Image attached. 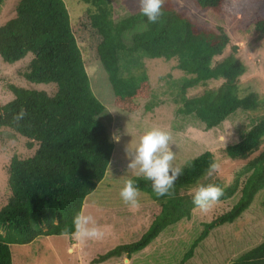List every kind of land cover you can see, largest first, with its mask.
<instances>
[{
	"label": "trees",
	"instance_id": "obj_1",
	"mask_svg": "<svg viewBox=\"0 0 264 264\" xmlns=\"http://www.w3.org/2000/svg\"><path fill=\"white\" fill-rule=\"evenodd\" d=\"M88 4L71 21L64 0H19L16 15L0 26V58L6 64L30 59L22 71L32 84H52L54 93L44 89L9 84L13 97L0 104V130L25 138L33 152L12 155L7 167L9 196L0 207V264H13L11 245L28 244L39 236L71 235L73 218L82 210L86 196L104 178L115 144L105 126L96 119L108 104L132 112L138 98H149L145 110L156 101L151 90L144 58L175 59L183 72L174 99L179 115H191L211 129L237 110H264L255 91L239 93V78L246 68L237 58V46L220 25L202 27L165 0L163 16L148 23L140 11L115 19L112 0H81ZM198 9L227 13L246 20L249 27L264 34V0H188ZM4 0H0V7ZM134 31L130 43L126 31ZM229 46L230 53L216 61ZM97 64L100 80L88 69ZM220 82L216 88L211 83ZM204 87L203 93L189 96L190 89ZM26 115L17 121L21 110ZM224 157L243 160L225 184L208 177L209 162L215 160L206 150L181 166L183 174L174 186V195L157 196L151 181L135 175L144 197L156 208L151 221L135 241L124 242L100 253L94 262L125 255L131 258L146 248L167 227L189 219L196 206L191 189L198 184L223 188L225 201L238 191L231 209L203 224L182 261L193 255L197 244L216 226L232 223L264 189V114L252 119L242 138L221 148ZM244 180L241 181V178ZM264 206V199L262 201ZM141 214V213H140ZM230 264H264V241L241 253Z\"/></svg>",
	"mask_w": 264,
	"mask_h": 264
},
{
	"label": "rangeland",
	"instance_id": "obj_2",
	"mask_svg": "<svg viewBox=\"0 0 264 264\" xmlns=\"http://www.w3.org/2000/svg\"><path fill=\"white\" fill-rule=\"evenodd\" d=\"M177 10L188 16L202 27L222 26L237 46V58L244 64L246 71L239 78V93L249 91L258 93L264 105V34L259 36L249 27L240 30L246 20L227 13H216L209 9H198L188 0H170ZM19 0H4L0 7V26L16 15L15 9ZM69 18H76L87 9L88 4L81 0H64ZM114 17L119 19L140 11L139 0H112ZM142 29V24L126 31L124 39L130 43L134 31ZM230 53L229 46L224 53L216 57L222 60ZM30 56L12 64L4 63L0 58V104L12 99L13 94L8 85L18 87L44 89L48 93L55 92L52 84H32L21 75ZM149 85L150 98L157 104L152 110H145L144 105L149 98H138L139 108L132 112L108 104L105 111L96 117L107 129L115 144L112 160L104 178L89 193L82 206L85 213L92 214L98 224L105 230L99 240H87L80 243L71 235L39 236L28 244L11 245L13 264H230L244 251L264 241V189L258 191L250 206L232 223H225L210 230L208 236L201 240L194 249L193 255L186 261L182 258L192 241L203 229V224L218 215L227 212L238 200L239 191L232 197L214 204L212 209L203 213L197 207L189 219H182L167 227L142 251L131 258L125 255L103 262H94L100 253L124 242L135 241L147 227L156 210L151 199L139 197L140 207L130 210L119 193L127 178L137 175L138 169H129L130 152L135 149L140 136L145 130L154 126L168 129L172 133L176 159L174 165L181 167L185 162L202 152L209 150L216 161L221 163V170L212 175L225 184L233 179L234 172L245 163L243 160H232L223 156L220 151L226 145L238 142L251 125L252 119L264 114V110H237L230 118L211 129L191 115L176 113L174 101L179 79L183 74L176 69L175 59L144 58ZM93 80H100L102 71L97 64L88 69ZM220 82L211 83L216 88ZM204 87L190 89L189 96L203 93ZM119 137V141L114 139ZM33 152L27 140L9 130H0V207L9 196L7 186V167L12 155L26 157ZM142 176V175H138ZM244 177L241 178V181ZM141 213V214H140Z\"/></svg>",
	"mask_w": 264,
	"mask_h": 264
},
{
	"label": "clouds",
	"instance_id": "obj_3",
	"mask_svg": "<svg viewBox=\"0 0 264 264\" xmlns=\"http://www.w3.org/2000/svg\"><path fill=\"white\" fill-rule=\"evenodd\" d=\"M140 12L147 17L148 23L155 24L163 16L165 0H139ZM26 115L22 109L15 117L17 121ZM114 139L119 141L118 136ZM172 133L163 127L154 126L144 131L140 136L137 146L131 152L127 150L130 157L129 169H138L137 175H142L151 181L152 190L157 196L174 195V186L178 178L183 174V169L174 165L176 159L172 149ZM221 170V163L212 160L209 162L206 175L211 177ZM193 204L203 213L209 212L215 203L224 195L222 187L215 184H198L191 189ZM122 201L129 206L130 210L140 207V189L136 181L127 178L119 193ZM74 230L71 236L84 243L87 240H99L105 235V230L100 226L96 218L84 211L78 212L73 218Z\"/></svg>",
	"mask_w": 264,
	"mask_h": 264
}]
</instances>
